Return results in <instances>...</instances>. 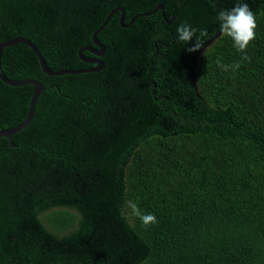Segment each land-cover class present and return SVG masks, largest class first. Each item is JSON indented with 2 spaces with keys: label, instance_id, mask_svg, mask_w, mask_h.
I'll return each mask as SVG.
<instances>
[{
  "label": "trees",
  "instance_id": "trees-1",
  "mask_svg": "<svg viewBox=\"0 0 264 264\" xmlns=\"http://www.w3.org/2000/svg\"><path fill=\"white\" fill-rule=\"evenodd\" d=\"M240 3L249 60L217 20ZM114 7L126 25L117 9L95 33L97 70L50 75L24 43L0 49L5 77L44 86L12 145L0 136V264H264V0H0V41L84 67L76 51ZM185 22L208 34L196 52ZM31 91L0 80V129Z\"/></svg>",
  "mask_w": 264,
  "mask_h": 264
},
{
  "label": "clouds",
  "instance_id": "clouds-1",
  "mask_svg": "<svg viewBox=\"0 0 264 264\" xmlns=\"http://www.w3.org/2000/svg\"><path fill=\"white\" fill-rule=\"evenodd\" d=\"M217 20L220 25V32L224 36L231 38L233 47L237 52L244 54L242 60H249L250 58L246 55V49L250 42L255 39L257 24L255 15L250 10L248 4L240 3L231 10H220ZM196 32L197 29L186 22L181 23L176 29V38L179 42L188 44L194 41L191 47L185 49L189 53L200 50L203 47V38L208 35L205 30H199V36H196ZM216 63L224 71H229L230 69L236 71L240 67V62L233 65H225L220 60H217ZM125 208L129 209L130 215L138 218L145 228L157 223L154 214H143L138 205L132 200L125 202Z\"/></svg>",
  "mask_w": 264,
  "mask_h": 264
},
{
  "label": "water",
  "instance_id": "water-1",
  "mask_svg": "<svg viewBox=\"0 0 264 264\" xmlns=\"http://www.w3.org/2000/svg\"><path fill=\"white\" fill-rule=\"evenodd\" d=\"M156 7H159L160 9H162L161 4H158ZM117 9L120 10V15H119V20H118L119 23L121 25H126V23H122L123 8L122 7L111 8L107 12V14L105 15L102 22L93 30V32L91 34V41L95 45V48H92L90 45H84V46H81L77 49V54L82 60L95 62V65L91 68L51 70L46 66V64H45L40 52L38 51V49L31 43V41L28 38L23 37V36H15V37H12V38L7 39V40L0 41V49L3 46L12 44L14 42L24 43L25 45L29 46L31 48V50L33 51V53L36 55L41 70L47 74H50V75L61 74V73H70V72L75 73V72H82V71L97 70L102 66V61L99 58L86 59L85 57H82L81 49H88L89 51L93 52L96 55H99L102 53L103 45L96 39L95 33L104 25V23L107 21L110 14ZM138 15H140V13L133 15L129 21H131L135 16H138ZM161 15L163 18L165 17L162 10H161ZM167 22H169V21L167 20ZM0 80H2L3 82H5L7 84H10V85H20V84H26V83H29L32 85V91H31V94H30V97L28 100L27 109H26L25 116H24L23 120L19 124L15 125L13 127L0 129V136H5L7 138V141H8V146H11L12 145L11 134L20 130L29 122V119L31 118V115L33 112V106L35 103L36 96L44 88V86L38 80H36L34 78H30V77L19 78V79H9L2 74L1 69H0Z\"/></svg>",
  "mask_w": 264,
  "mask_h": 264
},
{
  "label": "flooded vegetation",
  "instance_id": "flooded-vegetation-1",
  "mask_svg": "<svg viewBox=\"0 0 264 264\" xmlns=\"http://www.w3.org/2000/svg\"><path fill=\"white\" fill-rule=\"evenodd\" d=\"M92 47V46H91ZM92 48H94V47H92ZM88 50V49H87ZM89 51V50H88ZM90 53L91 54H89V55H84V54H82V49H81V55H82V57H85L86 59H90V58H98V56L100 55H96V54H94L93 52H91L90 51ZM102 53H103V51H102ZM76 54H77V51H76ZM77 57L82 61V62H84V63H88V65H85L84 67H79V68H91V67H93L94 65H95V62L94 61H84V60H82L79 56H78V54H77ZM76 69H78V68H76Z\"/></svg>",
  "mask_w": 264,
  "mask_h": 264
}]
</instances>
